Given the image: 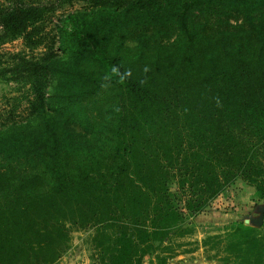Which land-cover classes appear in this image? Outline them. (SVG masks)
<instances>
[{"label":"trees","instance_id":"16d2710c","mask_svg":"<svg viewBox=\"0 0 264 264\" xmlns=\"http://www.w3.org/2000/svg\"><path fill=\"white\" fill-rule=\"evenodd\" d=\"M84 1L57 50L21 58L34 101L0 127V264H57L76 227L97 264H143L229 188L264 199V0ZM42 7L1 5L0 43ZM105 90L93 122L82 102ZM235 237L238 264H263L264 230Z\"/></svg>","mask_w":264,"mask_h":264},{"label":"rangeland","instance_id":"374dc122","mask_svg":"<svg viewBox=\"0 0 264 264\" xmlns=\"http://www.w3.org/2000/svg\"><path fill=\"white\" fill-rule=\"evenodd\" d=\"M15 1L0 0V6H9ZM24 1L42 5L46 10L42 20L29 28V40L19 36L0 43V127L25 122L34 101L29 80L18 75L23 68L21 58L35 60L57 50L61 18L87 6L84 0ZM62 59L69 60L67 55ZM49 91L52 92V87ZM110 97L109 91L105 90L100 96H91L82 102L91 121L98 120L95 117L103 105L113 104L109 101ZM111 108L113 110L114 106ZM105 113L107 115L108 110ZM90 131L88 129L87 133ZM238 190L239 187L229 188L197 216L186 214L183 225L167 239L156 242L155 250L145 257L143 264L240 263L236 256L237 242L234 241L236 230L241 226L264 230V199L257 202L249 197L244 200ZM93 237V229L74 228L69 247L57 264H97ZM262 260L264 264V258Z\"/></svg>","mask_w":264,"mask_h":264}]
</instances>
